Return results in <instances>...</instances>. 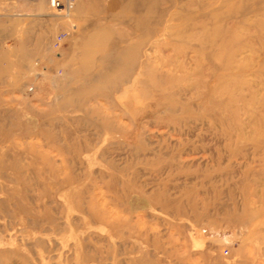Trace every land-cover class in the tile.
Instances as JSON below:
<instances>
[{
	"label": "rangeland",
	"instance_id": "1",
	"mask_svg": "<svg viewBox=\"0 0 264 264\" xmlns=\"http://www.w3.org/2000/svg\"><path fill=\"white\" fill-rule=\"evenodd\" d=\"M50 14L27 94L75 162L0 139V264H264V0Z\"/></svg>",
	"mask_w": 264,
	"mask_h": 264
},
{
	"label": "crops",
	"instance_id": "2",
	"mask_svg": "<svg viewBox=\"0 0 264 264\" xmlns=\"http://www.w3.org/2000/svg\"><path fill=\"white\" fill-rule=\"evenodd\" d=\"M51 10L50 0H0V139L25 141L29 151L35 148L39 154L42 150L49 160L52 150H57L63 160L55 163H74L66 156L70 151L67 145H53L59 140L55 133L60 119L55 117L63 112L62 100L49 108L48 101L39 95L27 94L29 84H37L38 59L46 62L49 57L40 46L46 44V32H51ZM70 155L74 158L73 151ZM128 255L115 253L116 258L112 257L117 264H135L126 260Z\"/></svg>",
	"mask_w": 264,
	"mask_h": 264
},
{
	"label": "built area",
	"instance_id": "3",
	"mask_svg": "<svg viewBox=\"0 0 264 264\" xmlns=\"http://www.w3.org/2000/svg\"><path fill=\"white\" fill-rule=\"evenodd\" d=\"M76 2L77 0H50L51 8L55 11H61L63 13L73 10ZM65 40V33L58 34L53 41V47L57 50L61 49Z\"/></svg>",
	"mask_w": 264,
	"mask_h": 264
},
{
	"label": "bare ground",
	"instance_id": "4",
	"mask_svg": "<svg viewBox=\"0 0 264 264\" xmlns=\"http://www.w3.org/2000/svg\"><path fill=\"white\" fill-rule=\"evenodd\" d=\"M49 2V1H48ZM51 5V4H50ZM69 12V11H68ZM58 13H63V12H61V11H58ZM67 13V12H66Z\"/></svg>",
	"mask_w": 264,
	"mask_h": 264
}]
</instances>
